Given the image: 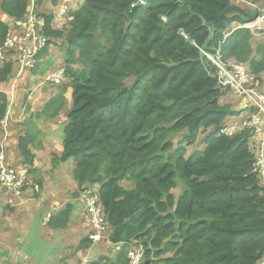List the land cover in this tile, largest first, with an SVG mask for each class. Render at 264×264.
Instances as JSON below:
<instances>
[{"label": "trees", "instance_id": "trees-1", "mask_svg": "<svg viewBox=\"0 0 264 264\" xmlns=\"http://www.w3.org/2000/svg\"><path fill=\"white\" fill-rule=\"evenodd\" d=\"M134 1L84 0L62 31L51 26L52 14L44 15L49 46L32 57L37 68L52 42L63 41L67 84L43 110L52 112L72 89L64 148L53 165L75 160L74 195L86 205L80 195L96 188L107 242L123 244L88 264H129L135 241L145 245L148 264H262L264 186L254 172V137L219 135L239 112L224 104L233 91L219 86L202 53L221 49L226 62L245 63L261 77L264 44L254 46L252 32L240 28L259 15L234 0H146L132 8ZM28 6L29 0H0V11L19 20ZM7 29L0 22V45ZM24 47L30 49L25 43L9 52L0 84L12 79ZM8 107L0 92V120ZM32 144L30 134L18 143L31 171ZM61 206L50 214V228L68 226L73 203ZM91 246L86 236L77 250Z\"/></svg>", "mask_w": 264, "mask_h": 264}, {"label": "crops", "instance_id": "crops-1", "mask_svg": "<svg viewBox=\"0 0 264 264\" xmlns=\"http://www.w3.org/2000/svg\"><path fill=\"white\" fill-rule=\"evenodd\" d=\"M83 1L84 0H80V5L78 4L77 0L74 1V4L72 6V11H71L72 14L76 12L79 9V7L82 6L81 3H83ZM47 2L53 8L54 6L57 7L59 3L61 2V0H46V3ZM35 5H37V0H35ZM32 6H33V0H29L27 14L31 10ZM0 22H3L7 25L8 27L7 32H6L7 36L10 37L12 34L14 38H19V40H20V36L25 37L24 26L23 25L22 26L11 25L10 16L1 11H0ZM45 27H46V22H44V29ZM52 27L58 30L55 24H53ZM62 30L63 29H61V31ZM63 57H64L63 52L61 53L60 51H56L55 49L51 47L47 55H44L43 57H41L39 61L40 65L37 68L32 67L30 70H26V71H23V73H20L21 67L16 66L14 67L15 68L14 75L12 76V79L10 80V82L0 84V87L3 84H5V87H6L5 90H0V92L6 93L8 96V100H9L8 112H7L5 119L3 120L4 123L2 124L3 125L2 126L3 135L0 139V143L1 145L4 144V152H6L5 154L7 156V161H8L7 165L10 168H13V169L25 168L28 170V172L31 171L30 167H28L27 165H24L23 157L20 153L19 146H18L20 138L25 136L26 134H30L33 138V144L31 145V152H32V155L35 157V161H34L33 170L31 172L41 173L43 170H45L46 167L54 166L53 165L54 158L60 155L61 152L63 151L64 145L61 149H58L55 147L54 137L57 136V138L62 140L64 144V139H63V134H62L64 133V130L63 128H57V126L61 122L63 117L65 118L66 121H68L67 115H68L69 110L72 107V89L69 88L66 91L64 95L65 101H63L58 106H56L52 112L48 114H43V110H46V107L48 103L50 102V100L55 95L60 94V90L62 87L59 89H55V88L52 89V87H49L46 85L49 84V82H47V75L51 73L56 67L58 68L63 67L62 65ZM2 63L3 61L0 60V67ZM32 80H35L38 82V87L43 85V89L41 93L37 92L33 94L34 90L32 91L33 89L32 85L29 83ZM7 84L9 85L6 86ZM20 86L21 88H19ZM24 87L25 88L30 87L27 94L23 93ZM44 87L48 88V90H46ZM61 104L63 105L61 106ZM233 105H234L233 108L235 110H241L242 108V104L235 103ZM25 109H26V114H28V111L30 112L29 119H33L35 117L37 120L42 122L41 124H43L46 128H37L33 121L25 122L23 125H20V127H17L16 125H19L17 123L21 121V115L23 114ZM30 124L34 125L35 128H30L29 127ZM61 164H59L57 167L59 168ZM41 184H42V187H41L42 189L40 188L38 184H34V185L39 186V191H36L31 188H27L26 191H24L22 197L18 198L15 205H12V206L23 205L25 203L23 201L25 194H27V197H32V196L39 197L41 193H44V191L47 190L46 181H44V183H41ZM76 187H77V184H76ZM34 193H39V194L35 195ZM56 198L57 197L53 196V197H50L48 200L51 204V207L49 208L50 211L45 212V214L47 215V218L48 216L49 217L51 216L50 214L62 208V206L58 207V204L60 201H58V199ZM38 200L39 199L33 202V205H35L34 208H30L29 210L19 209L21 213L20 219H22L23 212L24 213L27 211L33 212V211H38L42 209L43 203L41 202L38 203ZM79 202H78L79 204L76 205L72 201L73 207H72V212L70 216V222L66 228H61V229L51 228L52 231L55 232L56 235L59 236L60 234H68V235L69 234H79V233H82L86 229V227L89 228L87 229V237H89V235L93 233L90 218L86 210V205L81 199L79 200ZM23 223H28V222L27 220H23L21 221V224ZM0 229H1L0 238L4 236L3 239L5 240V242L8 241V243L3 242V244L0 243V245L5 247L6 251H10V252L13 251L12 250L13 241L9 240L13 238V235L10 232H6V228H2L0 226ZM1 231H3V233ZM20 235L22 237L27 236V224L23 226L22 232L20 233ZM45 236L47 235L45 234ZM80 241L78 242V244L80 243ZM78 244L75 246V248H77ZM96 245L97 244H94V243L92 244V246L96 247L97 253H99L97 256H95L96 259L100 256H106L107 253L100 252V250H102V248L106 246L107 244H104L103 246H98V245L96 246ZM18 246L19 248H22L24 246V242L20 240ZM90 248L85 251H77L78 254L81 252L88 253L84 256L82 255L83 257H82L80 264H88L86 263V258L88 257L90 258L89 256ZM66 249L70 250V246L68 243L64 244L62 248V250H66ZM114 255H115V252L113 249V253L109 256L112 257ZM16 256L17 254H15L14 257H10V258H13V261H10L5 256L3 257V259H0V264H16L17 262ZM90 260L93 261L92 259Z\"/></svg>", "mask_w": 264, "mask_h": 264}, {"label": "built area", "instance_id": "built-area-1", "mask_svg": "<svg viewBox=\"0 0 264 264\" xmlns=\"http://www.w3.org/2000/svg\"><path fill=\"white\" fill-rule=\"evenodd\" d=\"M72 1L61 0L58 6L57 16L59 19L64 18L69 24L74 21L72 15ZM142 4L145 2L140 0ZM17 26H24L25 37L14 38L11 36L5 41L0 52L6 58L7 53L17 48L19 45L28 43L18 56V63L21 67L20 73L26 69L34 67L35 63L32 57L40 51L42 52L49 45L47 37L44 35V23H39L38 9L33 0V6L24 20H16ZM240 28L249 29L253 36L264 38V14L259 15L254 21L241 25ZM32 53V54H31ZM204 56L215 66L218 78V84L221 88H229L238 99L245 100L249 105L245 106L249 110L242 112L239 116L228 121L220 130L219 135L232 137L234 135L250 131L254 137L253 148L256 150V162L254 172L259 176L262 186H264V92L259 91L255 75L243 63L227 65L223 60L221 49L216 53H210L202 50ZM67 79L66 71L63 67L52 71L47 75V82L54 86L63 84ZM1 122V121H0ZM2 121L0 124H3ZM5 130V129H4ZM28 170L13 169L8 167L5 161L4 144L1 145L0 151V186L10 193L9 204L15 205L18 198L22 197L27 188L39 191V186L32 185L28 181ZM86 210L90 218L92 231L89 239L97 244L108 238L109 225L103 207L99 203V196L96 188L87 189L84 192ZM115 252L121 250V245L115 246ZM146 247L139 241L131 244L128 251L129 264H142L145 260ZM90 258H86V263ZM264 264V261L263 263Z\"/></svg>", "mask_w": 264, "mask_h": 264}, {"label": "rangeland", "instance_id": "rangeland-1", "mask_svg": "<svg viewBox=\"0 0 264 264\" xmlns=\"http://www.w3.org/2000/svg\"><path fill=\"white\" fill-rule=\"evenodd\" d=\"M78 4L80 5V0H77ZM76 2V4H77ZM138 0H135L132 4V8ZM234 4L237 6H240L241 8H246L250 10L251 12L261 15L264 14V0H257V4L255 0H234ZM82 5V3H81ZM38 6V4H37ZM54 6V5H53ZM81 8V7H79ZM58 7L54 6L53 8L49 5V3H46V0L43 1L42 5L38 6V20L39 23H44L45 17L44 15H53V20L51 23V26L55 24L57 26L58 30H65V28L68 26V22L64 20V18L59 19L57 16ZM11 19V25L16 26V20L10 16ZM163 21H167L165 17L162 18ZM253 44L254 46H257L258 44H264V38L253 36ZM62 40L52 43L57 44H51V47L55 49L56 51H60V48L62 47ZM63 52V48L61 50V53ZM5 57L3 56V53L0 52V60H4ZM9 60V59H8ZM224 60V57H223ZM227 65H233V64H240L238 62H235L234 60H230L228 62H225ZM247 66V64L243 63ZM79 68V66H78ZM248 68V66H247ZM257 83H259V91L264 92V73L261 75V77L256 76ZM10 82V81H9ZM7 82V83H9ZM32 85V91L34 93H41L43 89V85L38 87V82L35 80H32L29 82ZM64 84H67V81L59 86H51L52 89H59ZM7 84L6 86H8ZM47 86V85H46ZM5 84H3L0 87V90H5ZM21 88V86L19 87ZM30 87L25 88L23 90L24 94L28 93ZM46 90L48 88L44 87ZM31 91V93H32ZM17 92V91H16ZM248 104L243 99H238L232 94L228 96L227 98H224V104L230 105L234 107L233 104ZM249 105V104H248ZM249 110L248 108L238 110L240 111V114L244 111ZM32 112V111H31ZM33 113V112H32ZM34 114V113H33ZM30 112L28 111V114H26V109L21 115V121L18 122L16 125L17 127H20V125H23L25 122L33 121L37 128H46L42 122L37 120L35 117L33 119H29ZM67 121L63 117L61 122L58 124L57 128H65ZM16 124V123H15ZM30 128H35L34 125L30 124ZM63 139H64V133ZM3 135L2 126L0 125V138ZM54 144L55 147L58 149H61L63 147L62 140L58 139L57 136L54 137ZM200 145H195L192 147L193 150H196L199 148ZM6 153V152H5ZM191 153V151H190ZM5 161H7V156L5 154ZM75 160H71L70 162L66 164H61V166L57 169V167H46L45 170H43L41 173H34L29 172L28 173V181L37 184L40 180L42 183L46 181V187L47 190L44 191V193H41L39 197H27V194H25L24 197V204L23 205H16L12 206L10 205L9 198L10 193L1 190L0 189V226L2 228H6V232H10L13 235L12 240L13 241V248L12 250L16 252V264H80L82 257L88 253H79L77 248L75 246L78 244V242L87 236V229L79 234H60L59 236L55 234V232L52 231L50 227L47 225V221L49 220V216L47 218V215L45 214L46 211H50L49 208L51 207L50 202L48 201L50 197H57L58 201L62 203L72 202L76 205L80 202L79 199V193L78 196L74 195L75 192H77L76 182L73 179V173L75 169L74 165ZM38 171V169H37ZM31 178V180H30ZM178 183L181 185L180 179L178 178ZM42 189V188H41ZM95 189V188H94ZM93 189V191H94ZM26 191V190H25ZM181 191V188L174 190V193L177 195L178 192ZM41 192V191H40ZM39 192V193H40ZM85 192V191H84ZM84 192L80 195V198H84ZM39 193H34L35 195ZM38 200V203H43V207L41 210L38 211H27L23 212L22 219H20V210L19 209H26L29 210L30 208H34L35 205H33V202ZM48 201V202H47ZM59 202V203H60ZM79 202V203H78ZM59 205V204H58ZM65 207V206H64ZM27 220L28 223L21 224V221ZM27 224V236L22 237L20 233L22 232L23 226ZM50 229V230H49ZM1 230V229H0ZM3 233V231H1ZM45 234L47 236H45ZM4 236L0 238V243H8V241L5 242L3 239ZM24 242V246L22 248H19L18 244L19 241ZM106 240L103 243H98V246H103L104 244H107L100 250V252L109 253L110 255L113 253L112 245H110ZM52 242V243H51ZM68 243L70 246V250H62L64 244ZM96 245V246H97ZM6 252L5 247L0 245V259H3L5 257L4 253ZM77 254V255H76ZM99 253H97V249L95 246H92L89 250V256L90 259L95 260ZM83 255V256H82ZM72 256V257H71ZM10 261H13L12 258L6 256ZM264 261V260H263Z\"/></svg>", "mask_w": 264, "mask_h": 264}, {"label": "clouds", "instance_id": "clouds-1", "mask_svg": "<svg viewBox=\"0 0 264 264\" xmlns=\"http://www.w3.org/2000/svg\"><path fill=\"white\" fill-rule=\"evenodd\" d=\"M74 1H75V0L72 1V6H73V4H74ZM142 1H144L145 3L142 4L141 1L138 0V2L136 3V5H134L133 7L136 8V7H138V6H146L147 1H146V0H142ZM58 6H59V5H58ZM58 6H57V7H58ZM37 9H38V6H37ZM72 15H73V14H72ZM73 16H74V15H73ZM74 18H75V17H74ZM15 20H19V19H16V18H15ZM21 37H23V36H20V38H21ZM8 38H9V36H6V40H7ZM6 40H5V41H6ZM4 43H5V42H2V43H1L0 48H2V47L4 46ZM48 46H49V45H48ZM7 54H9V52H8ZM8 59H9V60H12V59H10V58L8 57V55H7V57H6L4 60H2L3 63L6 62ZM17 66L20 67V65H19V63H18V58H17ZM60 68H61V67H60ZM63 68L65 69L64 66H63ZM26 70H30V69H26ZM26 70H24V71H26ZM65 71H66V69H65ZM49 74H50V73H49ZM66 76H67V74H66ZM66 81H67V79H66ZM66 81H65V82H66ZM65 82H64V83H65ZM49 84H50V83H49ZM50 85H52V84H50ZM61 85H62V84H61ZM52 86H54V85H52ZM245 106H248V104H242V108H241V110H242L243 108H245ZM233 109H234V108H233ZM234 110H235V109H234ZM236 111H238V110H236ZM238 112H239V114L234 115V116H231L230 119H229V121L232 120V119H234L235 117L239 116V115H240V111H238ZM3 120H4V119H3ZM3 120H0V121L2 122ZM1 122H0V123H1ZM0 125L3 126L2 124H0ZM0 151H1V143H0ZM8 203H9V202H8ZM10 205H11V204H10ZM108 237H109V235H108ZM106 240H108V238L105 239V240H103L102 242H99V243H103V242H105ZM90 241H91V240H90ZM91 242H92V241H91ZM92 244H93V242H92ZM97 244H98V243H97ZM116 245H118V244H116ZM116 245H113L112 248L114 249ZM120 245H121V248H122V247H123V244H120ZM129 249H130V248H129ZM128 251H129V250H128ZM114 252H115V249H114ZM115 253H117V252H115ZM127 253H128V252H127ZM145 259H146V258H145ZM90 261H91V260H90ZM90 261H89V262H90ZM145 261H146V260H144V262H145ZM89 262H88V263H89ZM144 262H143V263H144ZM143 263H142V264H143Z\"/></svg>", "mask_w": 264, "mask_h": 264}, {"label": "water", "instance_id": "water-1", "mask_svg": "<svg viewBox=\"0 0 264 264\" xmlns=\"http://www.w3.org/2000/svg\"><path fill=\"white\" fill-rule=\"evenodd\" d=\"M148 262H149V261H148V260H146V261H145L143 264H148Z\"/></svg>", "mask_w": 264, "mask_h": 264}]
</instances>
